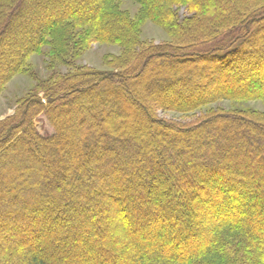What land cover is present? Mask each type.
<instances>
[{
	"label": "trees",
	"instance_id": "obj_1",
	"mask_svg": "<svg viewBox=\"0 0 264 264\" xmlns=\"http://www.w3.org/2000/svg\"><path fill=\"white\" fill-rule=\"evenodd\" d=\"M131 1L0 0V92L35 82L0 118V264H264V110L207 106L264 99V0Z\"/></svg>",
	"mask_w": 264,
	"mask_h": 264
},
{
	"label": "rangeland",
	"instance_id": "obj_2",
	"mask_svg": "<svg viewBox=\"0 0 264 264\" xmlns=\"http://www.w3.org/2000/svg\"><path fill=\"white\" fill-rule=\"evenodd\" d=\"M121 7L128 10L129 14L132 17L135 16L138 10V5L131 0H122ZM140 37L143 40L152 41L155 43H160L167 40L166 33L159 26L149 20H145L143 22L140 31ZM119 53L120 47L116 44L96 42L90 44L80 54L75 62L95 69H104L106 68V60L109 59V55H118ZM28 61L32 64L33 69L40 79L45 80L51 74L52 70L47 69L45 65V61H47V59L44 54H32L30 55ZM152 67L154 68L155 65H153ZM60 69H63L65 71V67H60L59 65H57V67H55V72L59 71ZM34 84V80H32L25 73H17L13 75L12 78L9 79V81L4 86V89L0 92V118L11 114L14 110L15 102L17 101V99L25 96L26 93L34 86ZM207 106L211 108L220 107L223 110L240 108L262 111L264 110V99L242 101L220 99ZM158 115L166 119L178 120L182 122L189 121L196 116L192 113H179L176 111H158ZM35 126L38 132L43 135L52 132L51 127L45 121V118L41 115L35 120ZM26 147L29 150V146L27 145ZM8 152H14V147L10 148ZM7 175L8 177H10L11 173L8 172ZM202 218L204 219L205 216H202ZM40 244L43 245V242L40 241Z\"/></svg>",
	"mask_w": 264,
	"mask_h": 264
}]
</instances>
